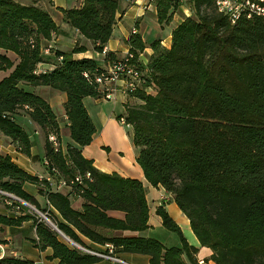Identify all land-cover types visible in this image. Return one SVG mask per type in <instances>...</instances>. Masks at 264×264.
Wrapping results in <instances>:
<instances>
[{"label":"trees","instance_id":"16d2710c","mask_svg":"<svg viewBox=\"0 0 264 264\" xmlns=\"http://www.w3.org/2000/svg\"><path fill=\"white\" fill-rule=\"evenodd\" d=\"M153 1L157 22L168 23L179 1ZM190 1L193 12L174 27L169 47L160 40L152 41L146 63L137 57L145 48L141 35L130 32L127 43L135 56L139 82L125 94L132 101L126 102L120 116L131 125V142L145 179L173 196L200 245L211 249L210 259L215 264H264V12L244 8L232 23L217 11L215 0ZM253 1L264 9V0ZM32 2L0 0V49L12 51L18 59L9 75L0 80V131L28 154L32 141L16 118L27 115L44 136L47 169H56L67 182L76 174L88 173L89 178L72 183L62 193L50 189L45 178L28 173L10 156L0 154V191L47 212L58 229L80 244V236H84L98 244H111L114 254L147 255L149 264H198L197 249L187 244L178 225L161 207L157 214L163 226L179 236L180 246L165 247L151 237L106 233L147 228L145 189L136 178L98 170L82 155L81 148L90 143L95 131L82 99L103 96L91 78L105 67L94 58H73V53L86 50L76 42L69 51H55L50 70L35 72L46 61L43 41L66 32L36 0ZM120 7L121 0H83L80 7L61 11L63 22L102 52ZM122 56L106 52L104 64L107 67ZM12 65L0 52V70ZM22 84L46 85L66 93L64 109L74 144H68L65 153L48 140L50 133L59 138L53 109ZM26 182L40 186L44 207L24 190ZM72 193L83 199L81 210L71 207ZM10 201L14 203L0 193V204ZM109 211L122 212L124 217L111 216ZM31 213H0V225L18 226L31 219L35 244L40 249L49 247L57 264L99 260L69 247ZM29 263L14 256L0 258V264Z\"/></svg>","mask_w":264,"mask_h":264},{"label":"crops","instance_id":"0c3cea01","mask_svg":"<svg viewBox=\"0 0 264 264\" xmlns=\"http://www.w3.org/2000/svg\"><path fill=\"white\" fill-rule=\"evenodd\" d=\"M82 1L79 0L77 5L69 8L80 7ZM179 1L181 3L179 2L178 8L173 12L171 20L161 25L157 22L156 5L153 0H121L120 10L116 13V23L113 26L111 36L103 45L102 52L95 51L94 45L90 40L85 39L75 28H71L63 22L61 9H67L66 7L56 5L54 0H36V4L44 8L51 15L54 22L66 32L65 35L52 36V41L56 45L57 50L69 51L77 42L79 45L84 46L86 50L84 52L73 53V58H94L100 66L106 68V64H104L105 53L112 52L117 57L124 55L129 50L127 39L132 29L141 35L145 43L144 50L139 52L137 56L142 63H146L148 56L152 53L149 47L152 41L160 40L164 46L169 47L172 30L182 21L184 16L190 15L189 9L182 3V0ZM56 8H59L61 11L60 20L53 16L52 10ZM63 38H67L69 41L65 42ZM62 44L67 45L68 50H63L61 48ZM44 51L47 52V49ZM0 52L5 53L13 62L11 67L0 70L1 80L9 75L18 59L12 51L5 52L0 49ZM46 57L49 58V61L39 63L36 67L37 70L46 71L52 68L54 59L48 55ZM50 57L52 60H50ZM22 87L44 98L53 109L59 125V138L57 140L60 149L65 153L67 145L74 144L69 136V122L64 109V104L67 100L66 93L46 85L31 86L22 84ZM82 101L95 127L90 143L81 148L82 155L91 160L93 166L98 170L105 173L115 172L123 177L136 178L142 182L145 189V199L148 208L147 228L134 232L113 230L106 233L119 237H151L157 239L165 247L180 246L181 240L179 236L175 232L167 230L162 224L161 217L157 214V209L161 207L178 225L187 244L197 249L196 253H194L196 262L202 261L201 264H215L210 259L212 254L211 249L200 245L190 227L188 218L179 209L173 196L162 186H152L145 179L143 170L136 161L137 152L131 142L130 128H125L117 120L118 116L124 114L126 102H131L132 99L127 98L124 93L116 89L111 98L86 96ZM16 118L32 141L29 153L25 154L22 152L0 131V154L10 156L12 161L28 173L36 175L41 179L46 178L49 174L48 169L42 163L44 158V136L27 115L21 113L16 115ZM23 188L39 204L43 202L45 206L46 200L38 193V185L26 182ZM69 190V188H64L60 192L66 193ZM69 199L73 209H82L83 199L80 196L72 193ZM1 205L3 207L0 208V213L31 215L28 209L20 208L14 210V207L8 208L6 203H1ZM48 210L60 220L57 212L52 207H49ZM108 214L117 218L124 217V214L119 211H109ZM80 238L81 243L88 248L99 251H103L106 248L105 244L95 243L84 236H80ZM36 239L37 236L34 228H32L31 219L23 221L18 226L0 225V258L3 256H14L28 260L29 264H57L58 259L52 257L51 249L49 247L40 249L35 244ZM114 255L120 260L119 262L99 258L98 261L90 264H149L147 255L138 253H119Z\"/></svg>","mask_w":264,"mask_h":264},{"label":"built area","instance_id":"2783aa9c","mask_svg":"<svg viewBox=\"0 0 264 264\" xmlns=\"http://www.w3.org/2000/svg\"><path fill=\"white\" fill-rule=\"evenodd\" d=\"M262 1V0H260ZM215 5L217 11L221 14L227 16V18L234 23L235 20L239 17L240 13L244 10V8H248L249 10H254L258 14L263 13L264 9L253 0H215ZM132 32H135L132 29ZM62 57L59 56L58 60H61ZM135 59L134 54L131 51H126L121 59L115 61L113 64L108 65L106 68L96 72L94 74L92 81L98 85V88L102 90L103 97L111 98L116 89L120 90L122 93L126 94L128 91L135 89L136 85L139 82V73L137 69L134 67L133 60ZM35 72H43L39 70H35ZM84 76L88 77L86 73ZM90 79V78H89ZM118 122L124 126L125 128L129 129L131 125L125 120L123 116L117 118ZM48 140L54 146V148H58L59 142L55 136V134L50 133L48 135ZM42 163L48 167L47 159L43 158ZM48 176L45 178L48 181L49 187L55 191H61L64 188H69L72 183L79 182L82 183L84 178H89V174L80 175L76 174L72 180L67 182L63 179L60 174L54 168H48ZM56 173V174H52ZM57 176V178L55 177ZM0 193L7 195L12 199L15 203V207L18 209L24 205L28 210L33 212L31 209L35 210L36 213L43 221H45L53 230L57 232L58 237L66 243L69 247L79 250L82 253H86L89 255L96 256L98 258L107 259L113 262H119L120 260L113 254V247L111 244H105V250L99 251L88 248L83 244H80L67 235H65L57 226L51 222L48 218L47 212H43L37 209L35 206L31 205L30 203L24 201L23 199L9 194L4 191H0ZM10 203V202H8ZM12 203V202H11ZM202 261H199L198 264H201Z\"/></svg>","mask_w":264,"mask_h":264},{"label":"rangeland","instance_id":"374dc122","mask_svg":"<svg viewBox=\"0 0 264 264\" xmlns=\"http://www.w3.org/2000/svg\"><path fill=\"white\" fill-rule=\"evenodd\" d=\"M16 1H18L19 3H23V4H31V3H33L32 2V0H16ZM79 0H54V3L56 4V5H60V6H62V7H66V8H69V7H72L73 5H77L79 2H78ZM179 1V0H178ZM180 2V1H179ZM181 3V2H180ZM182 3L189 9V12H190V15L192 14V12H193V6H192V3H191V1L190 0H182ZM60 9L59 8H56L55 10H52V13H53V16L56 18V19H59L60 20ZM63 40L65 41V42H68L69 41V39H67V38H63ZM56 45L53 43V41H52V38L51 39H49V40H47V41H43V43H42V53L44 54L43 55V57H44V59L46 60V61H49V58L48 57H46L45 58V56H51L53 59H55V51L57 50L56 49V47H55ZM61 48L63 49V50H68V46L67 45H64V44H62V46H61ZM45 49H47V52H45L44 50ZM51 54V55H50ZM51 57H50V60H52L51 59ZM131 128V127H130ZM40 187V186H39ZM11 202V201H10ZM14 204L15 203H7V205L6 206H8V208L10 207H14ZM44 203L42 202L41 204H40V206L41 207H43L44 205H43ZM21 207L20 208H24V209H26L27 210V206L25 207L24 205H20ZM3 206L1 205L0 206V208H2ZM11 210V209H10ZM14 210H17V209H14ZM33 212H36L35 210H33V209H31ZM29 212L31 213V211L29 210ZM32 214V213H31ZM49 218V217H48ZM52 222V221H51Z\"/></svg>","mask_w":264,"mask_h":264}]
</instances>
